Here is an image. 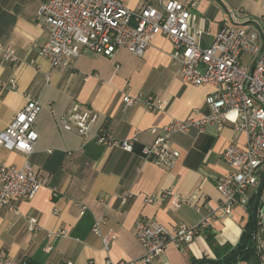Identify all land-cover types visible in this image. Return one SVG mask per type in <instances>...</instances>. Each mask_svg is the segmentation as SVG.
I'll use <instances>...</instances> for the list:
<instances>
[{
	"label": "crops",
	"instance_id": "1",
	"mask_svg": "<svg viewBox=\"0 0 264 264\" xmlns=\"http://www.w3.org/2000/svg\"><path fill=\"white\" fill-rule=\"evenodd\" d=\"M45 1L0 0V44L12 46L19 58L17 63L0 58V130L29 99L38 98L42 105L35 121L39 138L28 159L43 183L32 199L15 202L16 212L7 207L1 210L0 253L6 261L0 264H21L23 260L26 264H105L107 258H137L144 248L134 236L135 221H158L167 227L177 222L195 225L219 206L216 182L229 170L221 153L231 141L244 143L246 135L235 132L230 121L222 127L209 124L201 132L191 128L172 135L173 149L179 152L173 167L146 160L141 148L153 140L149 128L173 118L208 114L205 98L212 87L182 80L178 64L171 59L172 43L161 33L142 56L125 48L111 58L83 49L68 66L52 67L38 51L50 37L49 28L35 18ZM121 2L139 10L155 0ZM190 12L196 25L204 28L200 44L208 46L224 24L264 14V0H199ZM126 91L137 100L125 107L122 96ZM146 95L162 99L164 109H148ZM73 102L98 114L87 138L59 124ZM102 127L117 139L137 134L133 150L106 148L97 142L94 135ZM24 160L21 152L0 146V163L20 166ZM125 190L133 195L122 204L120 195ZM167 191L171 193L161 198ZM153 193L158 196L156 201L145 202V196ZM175 195L190 197L192 202L177 207ZM216 215L209 218L205 231L181 248L166 245L152 264H190L203 257L215 258L206 232L219 245H235L247 222V209L236 204L231 215L220 217L219 211ZM30 217L37 220L33 230L28 229ZM97 223L101 233H117L107 250L93 231ZM260 223L262 219L256 230ZM60 229L66 234L48 237L49 231Z\"/></svg>",
	"mask_w": 264,
	"mask_h": 264
},
{
	"label": "built area",
	"instance_id": "2",
	"mask_svg": "<svg viewBox=\"0 0 264 264\" xmlns=\"http://www.w3.org/2000/svg\"><path fill=\"white\" fill-rule=\"evenodd\" d=\"M198 1L155 0L136 10L125 6L121 0H47L38 8L35 18L50 31L49 39L39 46L38 51L52 67L68 66L70 60L77 58L83 49L111 58L119 48H125L136 56H142L153 38L161 33L172 43L171 59L178 64L182 80L196 86L208 84L212 87L205 98L210 110L208 114L173 118L161 126L149 128L153 140L141 148L146 160L164 168L173 167L179 152L173 149L172 135L191 128L201 132L209 124L222 127L230 121L235 132L246 135L244 143L231 141L221 153L229 170L217 179L220 204L216 209L210 210L195 225L177 222L167 227L158 221H135L133 233L144 248L143 255L118 261L107 258L105 264H152L153 259L165 251L166 245L172 243L181 248L191 242L208 226L210 217H217V211L220 217H226L231 215L236 204L246 208L249 187L253 188L252 194L258 197L259 222L264 216V14L224 24L212 42L202 46L199 38L204 28L196 25L190 12ZM245 55L248 56L247 64L242 62ZM0 58L7 62H19L12 46L0 44ZM13 82L11 80L12 85ZM122 97L125 107L137 100L127 91ZM144 102L148 109L163 110L165 107L162 99L151 95H146ZM41 109L37 97L29 99L0 130V146L25 155L20 166L0 163V212L5 207L16 212L15 202L22 198L32 199L43 184L28 159L39 138L35 121ZM97 117L92 108L73 102L59 119V124L65 130L87 138ZM94 137L106 148L119 147L128 152L133 150V143L137 140V134L131 138H114L103 127ZM170 193L164 192L160 197ZM52 195L56 196L57 192ZM132 195L130 190L123 191L121 203L124 204ZM157 198L153 193L146 195L144 201L153 203ZM175 199L177 207L192 202L190 197L180 195H175ZM259 226L253 239L259 264H264V224ZM36 227V218H28V229ZM93 231L101 237L105 250L117 236L114 230L101 233L99 223ZM65 234L66 230L60 229L54 233L49 231L47 235L52 238ZM50 249L51 245H48L46 250ZM4 256L0 253V263L6 261ZM21 264H26V260ZM61 264L73 263L67 261Z\"/></svg>",
	"mask_w": 264,
	"mask_h": 264
},
{
	"label": "trees",
	"instance_id": "3",
	"mask_svg": "<svg viewBox=\"0 0 264 264\" xmlns=\"http://www.w3.org/2000/svg\"><path fill=\"white\" fill-rule=\"evenodd\" d=\"M258 205L257 195L252 194L246 205L248 219L235 245L231 243L219 245L214 235L206 232V240L215 253V258L203 257L192 260L190 264H240L243 260H247L248 264H259V254L253 242V234L258 225Z\"/></svg>",
	"mask_w": 264,
	"mask_h": 264
},
{
	"label": "rangeland",
	"instance_id": "4",
	"mask_svg": "<svg viewBox=\"0 0 264 264\" xmlns=\"http://www.w3.org/2000/svg\"><path fill=\"white\" fill-rule=\"evenodd\" d=\"M247 61H248V56L247 55L242 56V62L244 64H247ZM252 191H253V188L252 187H249L248 188V193H249L250 196L252 194ZM262 223L264 224V216L262 217ZM240 264H248V262H247V260H243Z\"/></svg>",
	"mask_w": 264,
	"mask_h": 264
}]
</instances>
